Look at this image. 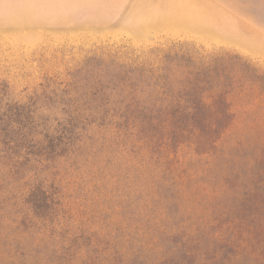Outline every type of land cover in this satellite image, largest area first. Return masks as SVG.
<instances>
[{
  "label": "rangeland",
  "instance_id": "374dc122",
  "mask_svg": "<svg viewBox=\"0 0 264 264\" xmlns=\"http://www.w3.org/2000/svg\"><path fill=\"white\" fill-rule=\"evenodd\" d=\"M174 41L264 69V0H0V106L23 134L0 130V207L50 257L56 247L70 264H254L225 239L245 234L238 218L253 209L233 186L264 185L258 91L231 96L233 122L205 152L174 127L133 126L101 96L107 53Z\"/></svg>",
  "mask_w": 264,
  "mask_h": 264
},
{
  "label": "trees",
  "instance_id": "16d2710c",
  "mask_svg": "<svg viewBox=\"0 0 264 264\" xmlns=\"http://www.w3.org/2000/svg\"><path fill=\"white\" fill-rule=\"evenodd\" d=\"M98 66V81L105 88L101 96L115 106L121 118L137 127H160V132L174 127L171 132L175 136L189 139L200 152L213 147L232 124L233 94L255 88L258 93L250 96L264 112V69L229 50L174 41L139 53H107ZM10 119L8 110L0 106V125L4 126L0 130L13 133L16 137L9 141L17 139V143L23 134L14 131ZM261 128L264 152V123ZM233 189L238 201L253 209L244 219L238 218L237 231L244 222L245 234L225 241L237 249L247 245L254 264H264V185H234ZM3 210L0 207V264H53L55 254L59 255L56 264H70L63 257L67 251L55 247L50 257L48 247L38 237L18 231ZM237 231L233 230L232 236ZM182 246L184 255L191 257L192 249ZM211 258L205 257L202 264L214 263L216 254Z\"/></svg>",
  "mask_w": 264,
  "mask_h": 264
},
{
  "label": "crops",
  "instance_id": "0c3cea01",
  "mask_svg": "<svg viewBox=\"0 0 264 264\" xmlns=\"http://www.w3.org/2000/svg\"><path fill=\"white\" fill-rule=\"evenodd\" d=\"M174 19H175V16H173V15L161 14V15H159L158 20H156V21H161V22L167 23V22L174 21Z\"/></svg>",
  "mask_w": 264,
  "mask_h": 264
}]
</instances>
